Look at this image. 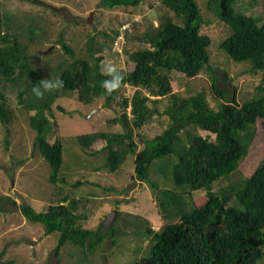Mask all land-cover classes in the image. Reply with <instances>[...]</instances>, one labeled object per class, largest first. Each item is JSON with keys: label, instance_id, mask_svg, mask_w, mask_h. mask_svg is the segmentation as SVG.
<instances>
[{"label": "trees", "instance_id": "obj_1", "mask_svg": "<svg viewBox=\"0 0 264 264\" xmlns=\"http://www.w3.org/2000/svg\"><path fill=\"white\" fill-rule=\"evenodd\" d=\"M143 1L100 0V4L106 9H115L137 7ZM157 1L174 15H162L157 25L151 22L139 36L142 45L131 55L134 68L117 70L124 75L118 90L108 94L102 87V82L110 77L101 70L102 57L96 58L94 50L89 48L96 62L85 58L72 62L61 60L54 72L55 79L63 80L64 86L45 93L43 99L31 91L42 80L43 72L33 66L29 49L31 42L38 38L34 31L36 25L44 37L48 33L37 24L36 17L22 20L12 11L2 12L0 3L1 121L7 124L12 119L6 96L14 93L19 103L36 111L30 117L37 131L36 143L50 165L56 166L63 143L51 111L55 99L77 91L79 100L85 101L95 88L113 100L119 90L131 85L135 91L131 97H122L123 113L115 119L128 130L84 133L77 138L85 147L98 139L106 141L104 149L108 152L107 166L111 172L121 168L128 155H133L134 179L153 188L157 203L169 221L158 231L151 227L130 231L134 221V225L141 222L134 215V220L124 229L116 227L115 221L108 233H103L77 223L79 216L74 213L77 200L68 196L44 211H37L29 203L22 204L21 212L29 221L41 223L45 234L60 233L57 254L68 242L81 246L88 243L90 249H95L107 236L116 244L118 236L133 232L142 242L148 239L149 243L148 247L142 245L143 255L130 264H258L264 251V164L251 176L244 175L236 181L230 178L240 173V164L256 138L258 123L264 126V82L257 85L251 98L239 102L236 93L229 100L215 81L213 89L222 97L217 108L210 105L205 89L187 96L173 91L174 72L195 77L206 67L213 69L208 52L211 38L201 31L206 20L197 0ZM207 3L209 10L230 27V34L219 47L235 61L251 62L254 72L264 70V0L261 14L237 11L235 0H228L224 16L221 0ZM115 33L120 37V31ZM24 37L28 39L23 43ZM91 42L92 38L89 45ZM60 43L73 55L69 45ZM24 84L26 88L20 90ZM165 97L168 102L161 110L159 103ZM45 109L44 116L37 115V111ZM155 116L167 118L166 127L148 137L141 129L156 119ZM137 137L143 140V149H138ZM168 158L171 183L176 188L187 187L186 190L161 188L152 177L154 163ZM226 180H229L227 184L215 189V184ZM197 190L206 191V202L201 206L192 199L193 191ZM122 214L118 212L116 220ZM3 255L4 252L0 254V264H16L15 260L2 262Z\"/></svg>", "mask_w": 264, "mask_h": 264}, {"label": "rangeland", "instance_id": "obj_2", "mask_svg": "<svg viewBox=\"0 0 264 264\" xmlns=\"http://www.w3.org/2000/svg\"><path fill=\"white\" fill-rule=\"evenodd\" d=\"M201 14L206 20L201 31L208 34L211 44L208 47L210 64L195 77H186L174 72L173 91L187 96L205 89L212 107L217 108L222 97L213 89L214 82L231 100L236 93L239 102L248 100L256 93L257 85L264 82V70L254 72L248 61L233 60L219 44L230 34V27L209 10L208 0H197ZM1 11H12L18 18L36 17L47 35L36 31V41L31 42L29 53L33 66L43 72L44 79H55V66L61 60L72 62L85 58L96 62L89 48L100 60L101 70L106 63H112L117 70L130 71L134 68L131 58L141 43L142 35L153 22L159 23L164 14L174 15L157 0H144L137 7H118L106 9L100 0H0ZM237 11L263 13V0H235ZM92 14V21L90 17ZM120 31V37H116ZM37 34V35H36ZM92 42L89 45V40ZM24 37L22 42L27 41ZM63 41L73 50V55L64 48ZM112 43L113 46H112ZM53 46L51 52L43 54ZM91 46V47H90ZM25 84L20 90L25 89ZM135 88L125 85L113 100L99 89H91L85 101L79 100L78 92H72L55 99L51 106L53 117L58 123L63 143L60 161L56 166L46 160L40 146L36 143L37 131L31 125L30 111L14 93H8L6 107L12 119L4 124L0 119V254L2 262L15 260L16 264H130L143 255V247H148V239L142 242L137 235L130 233L117 237L113 244L107 236L103 242L90 249L85 246L66 243L57 254L60 233L45 234L41 223L29 221L21 212V205L29 203L37 211H44L50 204L58 203L62 197L76 199L74 213L77 223L91 229L108 233L115 222L118 228L126 227L136 215L140 223L132 224L137 231L151 227L160 230L168 223L156 200V193L146 182L134 179V156L128 155L126 161L115 172L107 166L108 152L104 149L106 141L98 139L90 147L83 146L78 135L106 131L123 132L129 128L115 120L121 116L122 97H131ZM145 91V90H144ZM167 97L159 103L161 110L167 105ZM64 110H62V109ZM47 110L37 111L44 116ZM131 117V116H130ZM157 119L158 117L155 116ZM145 125L141 132L152 137L166 127L167 118L159 117ZM136 131V130H135ZM138 149L144 142L136 138ZM172 160V159H170ZM169 158L156 161L152 167V177L161 188H176L168 174ZM264 164V126L258 123L257 135L249 153L240 164V173L230 180L251 176ZM229 180L215 184V189L227 184ZM192 199L198 206L206 202V191H193ZM119 203H116V201ZM68 203V202H66ZM118 212L123 213L117 220ZM142 219L144 221H142ZM125 220V221H124ZM134 228V229H133ZM139 248L141 250H139ZM258 264H264L263 257Z\"/></svg>", "mask_w": 264, "mask_h": 264}, {"label": "clouds", "instance_id": "obj_3", "mask_svg": "<svg viewBox=\"0 0 264 264\" xmlns=\"http://www.w3.org/2000/svg\"><path fill=\"white\" fill-rule=\"evenodd\" d=\"M102 71L106 76L110 77V79L102 82V87H104L108 94H111L113 91L118 90L122 86L124 75L117 71L114 64H104ZM63 86L64 82L59 77L54 80L44 79L33 85L31 91L38 99H43L45 93L61 89Z\"/></svg>", "mask_w": 264, "mask_h": 264}, {"label": "water", "instance_id": "obj_4", "mask_svg": "<svg viewBox=\"0 0 264 264\" xmlns=\"http://www.w3.org/2000/svg\"><path fill=\"white\" fill-rule=\"evenodd\" d=\"M228 0H221V8H222V15H226L227 14V11H228V3H227ZM90 21H92V14H91V17H90ZM53 46H51L48 50L46 51H43L42 53L43 54H47L49 52H51Z\"/></svg>", "mask_w": 264, "mask_h": 264}]
</instances>
